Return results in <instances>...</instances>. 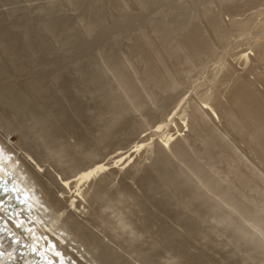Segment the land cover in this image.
<instances>
[{"label":"rangeland","instance_id":"374dc122","mask_svg":"<svg viewBox=\"0 0 264 264\" xmlns=\"http://www.w3.org/2000/svg\"><path fill=\"white\" fill-rule=\"evenodd\" d=\"M224 1L241 2L242 0H0V106L2 107H0V124H2L0 125V138L2 137L0 144L3 143L4 147L9 145L8 149L12 150V154L15 156L14 153L16 152V157L19 156V161L21 159V162H26L25 165H29V167L25 166V168L29 170L35 169L36 163L31 158L35 156L36 159L44 163L45 167L51 169L50 174L54 176L53 166L55 168L66 167L67 163H60L52 157L47 158L46 156L48 155L46 154H42L41 157L44 159H41L38 151L41 150L47 153L49 147L55 144H63L67 146L66 149L69 154L72 153L74 148L68 146V144L75 139L76 141L84 140L83 143L85 144H92L95 140L97 129L102 124V120L103 122L107 121L106 117L111 115L108 113L113 111L115 104L117 102L124 106L129 104L124 93H122L123 91L118 86L116 77L118 72L116 70L120 68L121 72H124L136 87L139 85V80L136 78L143 79L146 83L151 79L152 81L156 79L152 78V72L149 70L153 64L156 66L158 72H163L166 69L165 63L160 62L163 60L173 64L174 62L176 64L182 63L181 66H185L188 63H186V50H178L176 43L190 34L194 36L198 35L199 38L208 43V54L205 53L206 56L204 55L196 61L200 65L198 64V67H194L188 75L182 74L181 83L175 88L169 87L166 90L163 89L164 91L161 89V91L158 89V86L161 88V83L157 86L158 88H155L153 85L156 80L155 82L153 81L154 83H147V85L145 83L148 87L152 85V90L158 91L156 95L158 101L154 100V104L147 103V109L144 111L149 115L151 114L152 121L148 124H145V122L141 123L135 110L129 109V105L128 109L123 107L125 116H127L130 122L126 123V127H129L127 128V132L133 131V133L127 136L123 131L117 132L118 134H115V137L119 139L118 136H121L120 138L124 137V140L119 144L114 142L115 144L109 145L104 159L106 160L108 157L115 155L117 151L125 150L132 146L140 138L146 137L159 121L166 119L168 112H173L177 103L175 102L176 100L178 101V99L186 97L189 94L197 104L203 107L202 102H204L205 98L217 89L216 92H219L220 87L222 88V85L225 86V82L228 79H230L229 81L232 80L233 74L237 71L236 67L237 69H242L243 65L238 64L239 61L241 63V60L238 58L242 51L248 47V39L246 36L239 35L240 31L236 32L231 28L229 32H231L232 36L229 35L228 41L222 40L213 31L212 28H214L216 23L219 21L221 23L222 20L228 19L227 14L224 13L223 4L221 7V3H225ZM261 9L264 10V6L260 4L254 5V7L249 9L246 7V11L243 12L244 14L241 16L236 15V17L242 18ZM263 16L264 14H260L257 17L258 21ZM90 20L94 24L92 30H88L86 23ZM168 25L173 29V36L168 31L166 33L163 30H169ZM155 30L157 32L158 30H162L166 36L169 35L167 36L168 39H166L171 42L169 43L165 38H163L164 40L161 39L165 43L170 44L167 45L161 41L160 46L158 45L160 48L163 47L162 59L158 58L156 50L153 49V46L156 48L157 45L155 44H157L158 40L154 39V42H150L146 39V33L154 36ZM261 40L264 41V34ZM8 43L12 44V46L10 47ZM164 44L166 46L165 50L168 48L166 51L169 55L164 50ZM173 44L175 45V49L173 48ZM9 47H13V49ZM210 47L211 49L213 47L216 48H213L212 51ZM246 51L249 52L248 49ZM261 51L262 48H260ZM235 53H238L237 56ZM221 55H225L233 66L229 65L227 71L225 70V78L223 77L224 81L222 85L220 83L221 86L219 84L211 86L212 80L210 79L214 78L215 72L213 68ZM256 59L260 60L261 58ZM144 60H147V62L151 61V65L148 67V63H145ZM130 63L133 65L131 64L132 66H130ZM176 64H170L171 68L178 65ZM181 66L179 65V67ZM255 66L256 71L261 73L264 70V58L258 63L255 62ZM132 69H136V73ZM244 73L247 74V72ZM248 74H250L248 75L250 79L255 78V76L252 77V73ZM259 83L257 82L258 85H256L261 88L262 84L260 83V85ZM258 96V102L264 104V96L262 97L259 94ZM113 102L116 103L113 105ZM126 112L128 113L126 114ZM172 112L169 114L171 115ZM29 113L32 114L31 117ZM177 118L178 116H176ZM213 118L218 128L217 131L222 133L225 129L224 125L217 118ZM176 121L177 124H181L182 122L179 118ZM12 123L15 125L13 126ZM29 124H31L32 129L29 127ZM179 124L178 128L179 126L180 128L177 129L180 133H183L186 127L182 125V128ZM136 125L137 128L134 129L132 126ZM169 127H172L169 132L174 133L176 128L173 126V123ZM169 127L168 129H170ZM44 135L46 138L43 137ZM155 137L154 135L152 136V138ZM8 142L9 144L7 145L6 143ZM237 144L241 148L245 147L242 143ZM11 152L7 154L8 157L12 155ZM245 152H247L249 162H254V168L262 172L263 167L258 160L248 153L247 150ZM143 155L140 154V157H143ZM221 156L219 163L221 166H224L226 161ZM140 157H137V161L140 160ZM166 157L164 156L162 160L169 162V165H176L178 163V160L174 157L168 156L167 159ZM26 158L28 159L26 160ZM1 159V162L9 163L6 158L3 157ZM29 159L31 160L29 161ZM148 161L146 163L150 165L142 166L138 172H134V167L129 168L128 166L122 169L121 172L124 182L131 183L132 175L136 174L140 180V186H142L141 189L144 194L138 199L142 204L141 208L139 207V209L135 205H130V209L126 208L129 211L131 210L130 213L134 218H137L136 220H138V216L141 218L137 223L142 229V236H139L137 240H132L124 232L125 230L119 231V235L113 231L108 232L107 229V236H105L104 233L98 230V221L92 218L98 214L91 211V215L80 216V218H84L82 223L88 226V230L86 229L88 233L85 234V236H88L84 238L83 235L81 237L85 231L72 228V224L70 223V229L76 232L80 236L79 238L83 240L77 241L75 237L70 236L71 238L68 237L61 242L64 246V251L68 250V252H72L73 258L71 262H67L69 258L62 252L59 255L55 252L54 243L57 242L55 240L59 236L50 233L53 235V238H51L53 242L49 240L53 244V251H48L47 248L43 251L48 255L52 264H172V262L173 264H264V239L259 234L256 232L254 234L252 232L244 234L236 225H226L224 227L211 219L207 220L206 217L203 219L196 213H202L204 207L208 205V201L205 199L202 201V205H198L195 198H191L188 201L185 193L194 186L195 188L199 187L194 181L188 183L186 186V183H183L182 190L184 192L179 190L181 192L177 195H174L176 192L172 191L173 193H170L169 190L161 191L160 194H156L151 189L148 190L147 179L150 177L154 178L153 169L156 166L154 165V160ZM155 161H157V158ZM49 163H53L54 165ZM119 167L115 166L116 169ZM177 175L180 178L185 177L188 180L184 172L177 173ZM42 183L44 184L42 185V196L45 195L44 191L47 193L48 190L46 198L49 199L51 195L54 196L55 192H52L53 190L48 186L49 184ZM159 183L158 181V187ZM130 190L131 192H141L135 185H131ZM244 192L262 199L258 193H254L253 191L244 189ZM21 193H24V191L22 190ZM30 193L32 196L35 194L34 190H30ZM67 194L69 195V193ZM67 194L64 195L66 196ZM111 194H114V192ZM172 195L173 198L171 197ZM22 196L26 200L24 194ZM55 196H59V193H55ZM67 201H63L65 205ZM138 201L137 203H139ZM187 201V206H184ZM32 202H35L34 207H37L38 203L36 204V199H32ZM195 203L198 209L192 212L189 209H192ZM126 209L124 208V210ZM107 212L104 211L105 214ZM110 215L113 220L112 214ZM68 217L65 214L64 219L67 220ZM69 219L67 221H73L72 218ZM261 220L264 222V215L261 216ZM91 221L96 226H89ZM24 222H26V228L31 229L25 218ZM237 223L238 226L241 225L249 230L240 218H237ZM3 224L13 237L28 245L23 235L17 234L15 229L12 228L13 223H6L4 221ZM38 233L39 230H37ZM123 233L125 235H122ZM136 241L141 243L138 244ZM151 243H153L152 246ZM131 245H134V248ZM36 246L38 245L35 244L34 247ZM33 251L41 258L37 249ZM60 256L65 258H61L62 261H60L57 259ZM5 258L6 260H4ZM171 258L173 261H170ZM14 262H17L16 258L8 254L0 243V264H13Z\"/></svg>","mask_w":264,"mask_h":264},{"label":"bare ground","instance_id":"6f19581e","mask_svg":"<svg viewBox=\"0 0 264 264\" xmlns=\"http://www.w3.org/2000/svg\"><path fill=\"white\" fill-rule=\"evenodd\" d=\"M222 4L224 13L227 14L228 19L222 20L221 23H219L220 21L216 23V27L214 26V28H212L213 31L219 36V38L221 37L222 40L225 39L226 41H228V37H230L229 35H231V32H229L231 28H233V31H240L239 35H243V37L246 36L248 39V47H246V50L248 49L249 52H247L246 50L242 51L238 58L239 60H241V63H239V61L238 64L243 65V67L241 70L239 68L237 69L236 67L237 71L233 74L232 80L229 81L230 79H228V81L225 82V86L222 85L224 81L223 77L228 69V66L232 64L227 60L225 55H221V57H219V59L215 62V66L213 68V70L215 71L214 78L210 79L212 80V83H209H211V86L219 84V86L222 85V88H224L222 89L220 87L219 92H216L218 90L217 89L214 93L205 98L203 100L204 102H202L203 107L197 104V102L193 100L192 96H190L189 94L186 97L178 99V101L176 100L175 102L177 103L175 109L173 110V112L170 111L172 112L171 115L169 114L170 112H168L167 115L169 117L166 116V119L159 121V123L154 126V129L151 130L146 137L140 138L132 146L126 148L125 150L117 151L115 155L108 157L106 160L104 159V156L106 154L105 152L108 150L107 147L109 145H111L112 143L115 144L114 142H117L119 144L124 140V137L120 138L121 136H118L119 139H117L115 137V134L123 131L125 135L129 136L133 133V131L127 132V128L129 127H126V123L129 122V119L127 118V116H125L123 107H125V109H128L129 105V109L135 110L139 116V120L141 121V123L145 122V124H148L152 121L151 114L149 115L144 111H146L147 109V103H155L154 100H157L156 95L158 94V91L152 90V85L149 87L146 86L147 83L153 81L155 82L156 80V82H153L154 84H152L156 88L161 83V88L160 86H158L159 88L157 87L159 90H166L169 87L175 88L181 83L180 79L183 77V75H188V73H190L194 67H198L200 65V63L196 61L204 55L206 56L205 53L208 52V43L199 38L198 35L194 36L190 34L176 43V47L178 48V50H186V63H188L185 66H181L182 63H177V65L175 62L173 64L171 62L169 63L163 60L160 62L165 63L164 65L166 69L163 72H158L156 66L154 64L151 65V61L147 62V60H144L145 63H148V67L151 65L149 68V70L152 72L151 76L153 79H156L153 81L151 79L146 83L143 79L141 80L139 78H136L139 80V85L136 84V87L135 84L133 85V83L127 78L125 73L121 72L122 70H120V68L116 70V72H118L116 76L118 86L123 91L122 93H124V96L129 104L127 106H124L117 101V103L113 102V105L114 103H116L115 107L113 108V111L109 110L112 113H108L111 115L106 117L107 121L103 122L102 120V124L97 129V134L92 144H85L83 143L84 140L76 141L75 139L73 142H69L68 144V146L74 148L72 153L69 154L66 149L67 146H64L63 144H55L54 146L49 147L47 153H44L41 150L38 151L41 159H44L41 157L42 154H46L48 155L46 156L47 158L52 157L60 163H67L66 167L62 166L59 168H55L53 166L54 176L50 174L51 169L45 167L44 163L36 159V157L34 156L35 154L33 155L34 157H31L36 163L35 166L33 164L35 169L32 168L29 170L28 168H25V166L29 167V165H25L26 162H21V159L19 161V156L16 157V152L14 153L15 156L12 154V150L10 151V149H8L10 147L8 145L9 142L6 143L9 147H4L1 141L0 243L6 249L8 254H11L12 256H14V258H16L17 262H14L13 264H52L48 255L43 251L45 248H47L48 251H53V244L49 242V240H52L51 238H53V235H51L50 233L59 236L58 239L55 240L57 242L54 243L55 252L58 255L62 252L66 257L69 258V261L66 259L67 262H71L73 258L72 252H68V250L64 251V246L61 244V242L70 236L75 237L77 241L83 240L82 238H79L80 236L77 235L76 232L70 229L71 224L72 228H77L79 230L85 231L81 237H83V235L84 238L88 236H85V234L88 233V226L82 223V220H84V218H80V216L91 215V211L98 214L96 215V217L92 218L98 221V230L104 233L105 236H107V230L108 232L113 231L114 233L118 234L119 231L125 230L124 232H126L130 239L137 240L139 236H142V229L137 223L141 218L138 216V220H136L137 218H134L131 215V210L129 211L126 208L130 209V205H135L137 206V208H141L142 204L138 201V199L144 193H142V186H140V180L138 179L136 174L132 175L131 183H127L123 181V174L121 172L122 169H125L127 166L129 168L134 167V172H138L142 166L147 164L150 165L149 163H146L147 160H154V165H156L154 167L155 169H153L154 178L150 177L147 179L149 185V187H147L148 190L151 189L156 194H160L161 191L164 190H169L170 193L173 191L176 192L174 195H177L180 194L181 191H183V183H186V186L188 185V183L194 181L199 185V187L195 188L194 186L185 193L188 201L191 198H195L198 205H202V201H204L205 199L208 201V205L204 207L202 213L196 212L198 215H200L203 219L204 217H206L207 220L211 219L215 223H219L224 227L226 225H236L238 229L241 230L244 234H248V232H252L254 234L256 232L262 239H264V222L261 220V216L264 215V104L258 102V94L262 97L264 96V70L261 73H258L255 66V62L258 63L260 60H262V58H264V41L261 40L262 35L264 34V16L259 19V21L257 19L260 14H264V10H258L257 12L251 13L242 18H237L238 16L236 17V15L241 16L242 14H244L243 12L246 11V7L247 9H249L257 4L264 6V0H242L241 2L229 1L221 3V7ZM201 16L203 17V15ZM86 23L88 26V30H92L94 28V24L91 20L87 21ZM167 27H169V25ZM169 28V30H163L166 31V33L169 32V34H172L171 36H173V29H171V27ZM155 31V33H153L154 31L152 32L153 34H155L154 36L146 33V39H148L150 42H154V39L158 40L157 44H155L157 45L156 48L153 46V49L156 50L158 58L162 59L164 51L163 47H159L160 42L164 40L163 38L168 39L167 36L169 35L166 36V34L162 32V30H158V32L157 30ZM167 39L166 41H168ZM162 42L165 43L164 41ZM168 42L171 43L170 41ZM165 44L170 45L167 42ZM165 44L164 50L166 48ZM11 46L12 44L10 45V47ZM149 47L151 46L149 45ZM173 48L175 49L174 44ZM260 48H262L261 52ZM10 49H13V47ZM166 50H168V48ZM172 55L174 54L172 53ZM256 58L261 59L258 60ZM131 64L132 63H130V66L133 65ZM170 64H176L178 68L177 66L171 68ZM179 65L181 67H179ZM132 70L134 71V73H136L135 71H137L136 69ZM244 72H247V74ZM248 73H252V77L255 76V78L250 79L248 77V75L250 74ZM257 82H260L262 84L261 85L259 83L262 86L261 88L257 87ZM164 86L165 88H163ZM4 92L6 93V91ZM29 109L31 108L29 107ZM127 113L128 112H126V114ZM32 114H30V117ZM42 114L43 112L40 115L42 116ZM176 116H178V118L182 121L181 124H178L181 125V127L182 125L186 127L183 133H180V131H178L180 126L178 128V124L176 121L178 118L176 119ZM213 117L217 118L218 121H220L224 125L225 129L223 128L224 131H222V133H219L217 131L218 128L216 126V123L214 122ZM13 118L15 119V117ZM171 123H173V126L176 128L174 133L169 132V130H171L172 128L169 127ZM136 124H138V122H136ZM29 125V127L31 128V124ZM123 125L125 126L122 127ZM13 126L12 128L14 129ZM132 127L136 129L137 125ZM168 127L170 129H168ZM175 133L177 134L174 136ZM153 135L156 137L152 138ZM43 137L46 138L45 135ZM237 143H242L245 145V147L241 148ZM245 150H247L248 153L254 156V158L257 159L258 162L262 165V172L254 168L253 161L249 162L250 160L247 157V152H245ZM10 152L13 156L10 155V157H8L7 154ZM140 154H144L143 157H140ZM158 154H160V156H158ZM164 156L174 157L178 160V163L176 165H169V162H165L164 160H162ZM220 156L225 158L226 164H223L224 166H221L219 163ZM3 157L6 158L9 163H4L3 161L1 162V158ZM137 157H140V160L137 161ZM156 158L157 161H155ZM27 159L28 158H26V160ZM62 159L64 160L62 161ZM30 160L31 159H29V161ZM169 161L171 162V160ZM115 166L121 167L116 169ZM180 172H184L188 180L185 177L180 178V174L177 175V173ZM158 181L160 182V188L157 186ZM42 182L47 185L49 184L48 186L51 188V190H53L52 192L59 193V196H55L54 193V196L51 195L52 197L50 196L49 199L46 198L49 190L47 193L44 191L45 195L42 196V185H44ZM131 185H135L136 188L141 190V192H131ZM244 189H247L251 192L253 191L254 193H258L259 196L262 197V199H259L252 194H247L248 192H244ZM22 190L24 191V193H21ZM30 190H34L35 194L33 196L31 195ZM112 192H114V194H111ZM67 193H69V195ZM22 194H24L28 203L23 199L24 197L22 196ZM64 194L67 195L65 196ZM171 197L173 198V195ZM32 199H36V204L38 203L37 207H34L35 202L31 203ZM63 201H67V204L65 205ZM137 201L139 203H137ZM188 201L186 204H184V206H187ZM196 203L192 207V209H189L190 211L195 212L198 209L196 208ZM123 206L126 210H124V208L122 209ZM107 210L109 211L107 212ZM104 211H106L107 213L105 214ZM65 214L66 216H69L67 220H70L69 218H72L74 222L72 220L67 221L66 219H64ZM110 214H112L113 220L111 219ZM77 217L80 219H78ZM24 218L28 222V225L31 226V229L26 228V222H24ZM237 218H240L250 231L247 228L242 227L241 225L238 226ZM4 221L6 223H13V227L12 225L11 227L15 229L17 234L23 235V237L27 240L28 245L21 241H18V238L13 237V235L5 228L3 224ZM89 226H96V224L91 221ZM37 230H39L38 234ZM122 235L125 234L123 233ZM136 242L138 243V241ZM136 242L134 243L137 245ZM35 244L38 246L34 247ZM152 244L153 243H151V246ZM131 246L134 248V245ZM34 249H37L39 251L41 258L38 257L37 254L33 251ZM138 249L140 248L138 247ZM138 249L136 248V250ZM6 258L4 260H6ZM61 258L63 257L60 256L57 259L62 261ZM106 259L108 258L106 257ZM170 261H173L172 258L170 259Z\"/></svg>","mask_w":264,"mask_h":264}]
</instances>
